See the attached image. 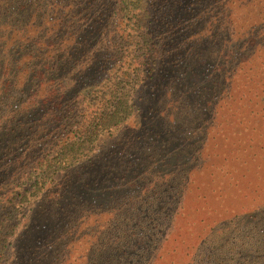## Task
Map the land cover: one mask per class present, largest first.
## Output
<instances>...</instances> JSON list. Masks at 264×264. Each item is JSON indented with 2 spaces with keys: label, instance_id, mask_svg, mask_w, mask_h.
<instances>
[{
  "label": "trees",
  "instance_id": "1",
  "mask_svg": "<svg viewBox=\"0 0 264 264\" xmlns=\"http://www.w3.org/2000/svg\"><path fill=\"white\" fill-rule=\"evenodd\" d=\"M80 2L82 5L73 6L72 0H47L58 12V19L53 17L49 25L42 9L40 22L37 19L34 6L41 4V0H0V38L6 39V43L14 39L16 44L25 31L12 32L13 24L35 27L32 34L24 33L26 43L21 44L27 45L29 51L24 57L35 56L39 61L37 68L34 65L29 72L25 70V81L15 75L4 82V92L8 89L14 95H10V103L6 102L10 105L6 107L11 121L3 119L0 113L1 122L7 124L0 132V149L14 152L21 161L30 159L34 170L29 179L33 177L32 186L40 189L84 160L94 159L97 143L105 131L137 117V124L147 122L140 130L145 133L144 139L156 136L154 143L160 146L155 148L150 142L144 150L137 147L131 160L125 166L117 164L119 171L113 170L108 177L114 176L112 184L116 188L115 183L121 184L125 174L148 164L140 156L149 154V161L155 152L153 148L161 153L165 150L169 156L157 162L156 167H164L163 171L176 159L177 173L185 175L150 203L149 215L161 224L165 220L173 223L178 196L184 197L189 175L194 176V168H189L194 154L187 152L191 141L199 137L194 128L205 123L204 118L210 115L216 121L214 124L220 121L223 114L218 108L227 105V95L234 90L236 79H242L240 73L227 76L231 74L226 72L227 67L235 63L239 67L252 59L250 54L256 53L257 37L263 30L253 31L254 24L241 34L243 28L238 20L244 9L218 11L215 0ZM214 12L220 13L216 16ZM103 38L109 42L102 44ZM6 52L0 49V56ZM227 81L231 84L226 87ZM3 110L2 107L0 111ZM10 122L16 124L9 125ZM21 123L27 128H19ZM223 123L220 132L226 133L230 118ZM34 127L42 130L38 140L30 136ZM202 128H198L199 132ZM105 156L104 161L109 154ZM103 164L96 171L101 179L106 177L107 165ZM108 184L105 179L99 185L101 197L96 203H102L106 196V202L111 203L113 193ZM81 187L86 189L88 185ZM90 197L85 198L87 203L92 201ZM156 200H160V206ZM52 214L53 222H48L59 226L64 218L55 211ZM5 220L0 218V264L10 253L5 234L16 229L10 218ZM44 226L47 224L37 229H46Z\"/></svg>",
  "mask_w": 264,
  "mask_h": 264
},
{
  "label": "rangeland",
  "instance_id": "2",
  "mask_svg": "<svg viewBox=\"0 0 264 264\" xmlns=\"http://www.w3.org/2000/svg\"><path fill=\"white\" fill-rule=\"evenodd\" d=\"M72 2L73 6L81 4L80 0ZM52 7L47 0L34 6L38 22L41 9L46 12L44 20L49 25L53 17L58 19V12ZM214 7L218 11L244 9L238 20L243 28L241 34L254 24L253 31H263L257 37L256 53L250 54L252 59L239 67L237 63L227 67L226 72H231L227 76L240 73L242 79L235 78L227 105L218 108L223 114L220 121L214 124L216 121L210 115L204 118L205 123L194 128L199 137L191 141L187 150L194 154L189 165L195 170L194 176L189 175L184 197L178 196L174 222L165 220V226L152 219L150 203L167 192L168 187L176 186L185 173H177L176 159L171 160L168 169L156 167L169 155L155 149L160 146L154 143L156 136L145 140V133L140 130L147 122L139 125L137 117L105 131L97 143L94 159L84 160L40 189L32 186L33 177L29 179L34 170L30 159L21 161L14 152L1 148L0 218L4 222L10 218L16 225L13 232L5 234L10 253L2 264H264V0H215ZM219 13L214 12L216 16ZM23 24H13L11 31H35V27ZM24 33L16 44L14 39L6 43V39L0 38V49L8 51L0 56V110L4 108L0 113L10 121L12 116L9 117L6 107L10 105L6 102H11L14 92H4L5 80L16 75L25 81L31 68L39 64L35 56H23L29 52L27 45L22 46L26 43ZM101 41L109 42L106 38ZM229 84L225 82L226 87ZM220 98L219 95L217 102ZM228 117V131L220 132ZM1 121L0 132L7 125ZM35 127L29 132L38 140L42 130ZM19 128L27 127L21 123ZM150 142L155 147L151 163L149 154L140 156L148 164L125 174L115 188L114 176H108L118 170L117 164L125 166L137 147L144 150ZM106 154L109 156L104 161ZM103 162L107 165L106 177L101 179L96 171ZM105 179L113 197L110 204L106 202L107 196L103 197L102 203H106L101 206L102 203H96L101 197L98 187ZM86 184V189L81 187ZM89 197L92 201L87 203L85 198ZM160 200H156L159 206ZM53 211L64 218L56 227L48 222H53ZM41 224H47L46 229H37Z\"/></svg>",
  "mask_w": 264,
  "mask_h": 264
}]
</instances>
